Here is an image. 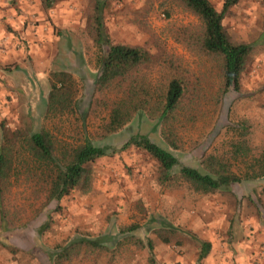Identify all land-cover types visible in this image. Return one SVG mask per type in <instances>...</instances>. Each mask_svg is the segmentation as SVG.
Returning a JSON list of instances; mask_svg holds the SVG:
<instances>
[{
	"label": "rangeland",
	"instance_id": "rangeland-1",
	"mask_svg": "<svg viewBox=\"0 0 264 264\" xmlns=\"http://www.w3.org/2000/svg\"><path fill=\"white\" fill-rule=\"evenodd\" d=\"M210 1L218 11L226 2ZM97 4L114 43L150 53L151 63L137 73L147 87L157 84L164 60L184 75L176 147L146 111L115 132L107 129L129 80L111 89L96 85ZM224 25L234 41L253 47L239 94H224L220 60L201 52V23L179 0H0V151L10 147L15 155L10 185L0 194V264H264V177L255 175L264 154V0H240ZM60 73L73 78L64 83L72 102L48 110L53 84L63 87ZM41 129L53 133L58 149L89 139L117 152L90 164L82 188L48 204L51 175L24 146ZM135 136L198 169L205 156L224 158L243 180L214 194L178 178L165 182L145 153L123 149ZM242 143L250 151L238 160L233 145ZM99 237L102 247L60 257L74 238ZM202 242L212 247L199 261Z\"/></svg>",
	"mask_w": 264,
	"mask_h": 264
},
{
	"label": "trees",
	"instance_id": "trees-1",
	"mask_svg": "<svg viewBox=\"0 0 264 264\" xmlns=\"http://www.w3.org/2000/svg\"><path fill=\"white\" fill-rule=\"evenodd\" d=\"M184 7L195 15L200 23V35L196 43L206 56L217 57L221 63L224 94H239L242 90V77L246 63L252 53L250 44L234 41L227 32L224 21L229 10L240 0H226L222 11H218L210 0H179ZM103 7L96 6L94 41L99 50L100 71L96 79L99 90L121 87L129 80L123 96L113 104L107 129L115 132L128 123L134 114L146 111L151 120L161 126L163 139L176 147L173 140V124L178 112L183 108L188 87L184 75L178 71L175 64L164 60L162 73L157 84L150 88L138 77L137 73L151 63L150 53L140 46H128L114 43L105 31L103 22ZM62 88L53 84L49 94L48 110L56 105L62 108L72 102L71 90L64 88L66 81H73L67 73L58 74ZM171 129V130H168ZM25 150L32 163L42 171L50 173V184L46 203H60L73 191L82 188L89 177L90 164L98 159L111 156L117 152L110 147H101L86 139L72 148L58 149L55 137L48 129H41L25 139ZM135 147L145 153L158 164L161 179L169 181L174 178L189 183L196 192L214 194L230 190L233 184L242 182V177L236 174L229 162L216 155L205 156L201 161V169L186 166L168 149L163 148L147 136L132 137L123 149ZM250 148L248 144H234L233 157H246ZM14 150L2 147L0 151V194L10 185L14 169ZM258 172L256 176L264 177V154L255 160ZM175 173V174H174ZM2 196H0V200ZM102 237L91 240L74 238L68 245L62 247L60 257L70 258L80 253L83 247H102ZM211 244L202 242L199 261L208 257ZM152 251L153 245L149 244ZM53 255H51L52 257Z\"/></svg>",
	"mask_w": 264,
	"mask_h": 264
},
{
	"label": "crops",
	"instance_id": "crops-1",
	"mask_svg": "<svg viewBox=\"0 0 264 264\" xmlns=\"http://www.w3.org/2000/svg\"><path fill=\"white\" fill-rule=\"evenodd\" d=\"M247 222H249V221H248L246 218H244V219H243V225H246ZM212 226L215 227L216 224H213ZM215 232H217V230H216ZM250 242H252V241H250Z\"/></svg>",
	"mask_w": 264,
	"mask_h": 264
}]
</instances>
